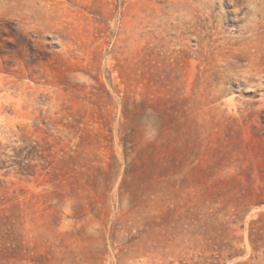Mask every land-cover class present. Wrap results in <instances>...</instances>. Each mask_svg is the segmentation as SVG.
Masks as SVG:
<instances>
[{"label": "rangeland", "instance_id": "rangeland-1", "mask_svg": "<svg viewBox=\"0 0 264 264\" xmlns=\"http://www.w3.org/2000/svg\"><path fill=\"white\" fill-rule=\"evenodd\" d=\"M0 264H264V0H0Z\"/></svg>", "mask_w": 264, "mask_h": 264}]
</instances>
